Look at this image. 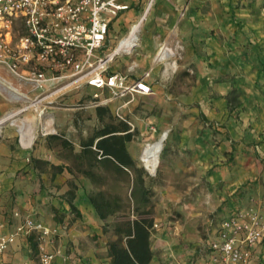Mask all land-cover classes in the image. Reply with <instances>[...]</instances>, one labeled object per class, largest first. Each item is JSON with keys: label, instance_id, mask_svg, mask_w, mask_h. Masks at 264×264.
<instances>
[{"label": "rangeland", "instance_id": "374dc122", "mask_svg": "<svg viewBox=\"0 0 264 264\" xmlns=\"http://www.w3.org/2000/svg\"><path fill=\"white\" fill-rule=\"evenodd\" d=\"M149 2L146 0L145 6ZM216 4L236 11L230 16L242 25L247 18L253 17L254 22H260L261 17H264V0H210L205 5L211 9ZM251 10L260 13L247 15ZM240 28L237 34L233 30H212L210 26L206 30L189 31V44L197 42L191 38L196 32L203 42H199H202V46L193 47L197 50L203 48L205 53H210L204 45L205 39H209L213 33L216 32L221 40L231 38L230 41L236 43L237 61L195 62L189 58L182 63V68L163 78L160 86L153 89L150 95H127L106 102H95L91 99L92 89L85 84L84 79L71 84L61 82L40 93L30 90L25 94L27 97L14 101L10 112L17 113L11 118L13 120L24 118L38 123L36 138L28 147L27 162H31L34 157L71 164L68 150L59 147L48 149L43 137L51 133H63L77 147L79 138L89 134L98 125L94 107L109 105L115 117L125 121L133 132L128 146L138 166L147 173L145 184L150 190L154 222L158 224L156 230L166 233V240L175 256H178L176 251L180 248L199 244L211 227H216L213 221L220 207L226 204L225 198L244 192L243 188H239L233 195L229 194L234 180L252 173L254 190L258 192L259 186L264 187V176L261 175L264 172V41L262 46L259 45V40L264 36H260V32ZM14 30L17 34L21 26L16 24ZM129 33L130 30L126 36ZM182 52L178 48L175 53L178 65ZM204 57L209 60L210 56ZM216 64L224 69L222 71H226L230 65L234 68L227 74H220L218 67H214ZM246 66H251L252 73H246ZM145 72L148 71L143 74ZM18 82L26 85L20 79ZM36 96H39L40 102L35 100ZM109 96L104 91L101 99ZM4 125V122L0 124V140L7 139L8 134L13 140L17 127H7V134L4 135ZM14 144L12 142L10 145L13 147ZM147 145L159 153L160 163L155 172L149 171L140 160ZM43 155L47 158H42ZM38 167L42 171L48 166L38 163ZM100 171L107 176L102 188L118 194L126 202L131 190L126 176L115 179L105 169ZM21 175L17 173L16 179ZM38 177L44 180L49 175ZM78 181L81 185L79 188H83L81 178ZM95 189L92 187L89 191ZM15 194L12 192V197ZM49 195L58 196L52 192ZM104 235L106 240L114 237L111 230ZM94 239H97V235ZM262 247L255 245L251 249V252L257 253L256 256L253 254V264L264 262ZM204 255L205 260L196 264L212 263L206 261L209 254Z\"/></svg>", "mask_w": 264, "mask_h": 264}, {"label": "crops", "instance_id": "0c3cea01", "mask_svg": "<svg viewBox=\"0 0 264 264\" xmlns=\"http://www.w3.org/2000/svg\"><path fill=\"white\" fill-rule=\"evenodd\" d=\"M116 1L128 5V8L119 11L112 19L100 53L104 55L116 49L119 40L127 37L129 30L131 31L132 24L145 15L140 29L136 32L134 45L131 47L125 45L117 51L113 60L108 64V73L119 72L124 75L127 82H130L133 78L140 77L144 71H148L147 81L152 91L159 87L161 80L170 76L172 71L182 68V63L188 61L189 58L195 62L233 63L237 61L236 43H232L229 37L224 38L227 40H221L219 35L216 36V32L208 37L209 39H205L204 45L209 48L210 53H205L203 48L200 49L201 51L194 48L193 45L200 46L203 42L202 37L196 34L199 29L206 30L210 26L212 30H233L237 34V30L241 27L240 29L260 32V36H264V17H261L260 22H254L253 17L247 18L242 25L230 16L236 11H229L226 6L220 7L216 4L208 9L205 4L210 0H155L148 11L146 9L149 3L145 6L146 0ZM212 2L214 4V1ZM258 13L260 12L251 10L247 12V15ZM189 31H196L193 36L191 35V38L196 39V43L189 44ZM200 41L202 42L199 43ZM263 41L264 38L259 40L260 46L263 45ZM178 48L183 50L179 65L175 59ZM208 55L209 60L204 57ZM214 67H218L220 74H227L234 68L230 65L228 69H225L226 71H222L224 69L220 68L219 64ZM245 70L248 74L252 73L251 66H246ZM0 78L9 80L24 94L31 89L30 85L25 83L24 86L23 83L18 82V79L3 65H0ZM14 94L11 89L0 83V119L11 112L14 101L22 98ZM7 121L10 122L6 123ZM4 123V135L7 134L6 128H11L12 125L17 127V133H14L13 140L10 139L9 134L6 135L7 139L0 140V218L5 223L3 230L8 231L13 227L15 219L12 218V213L14 211L29 213L47 226L58 227L59 235L53 246L68 251L74 257L67 263L63 262L60 257H56L54 264H106L107 240L100 229L99 218L85 196V193L92 188L90 181L81 177L83 188H78L77 196L73 199V204L79 212V215H76L70 210L63 195L68 188L66 179L70 177L69 173L63 171L52 176L50 172L41 171L34 167L32 162H27L29 160L28 147L36 138L38 123L24 118L8 119ZM40 125L42 126L43 122ZM31 135H34V138L28 145H25L23 141L27 142ZM12 142L13 144L17 142V144L12 147L10 145ZM44 156L42 158L46 159L47 157ZM17 173L22 175L16 179ZM39 175H49V178L39 180ZM261 175L264 176V172ZM252 178L251 173L241 176L237 181L234 180L229 194L233 195L239 188H243L244 192L225 198L226 204L220 207L213 221L216 226H219L222 220L238 209L258 207L264 202V191H261L264 187L259 186L256 192L251 182ZM12 192L16 193L14 197H12ZM49 192L58 196L49 195ZM53 207L60 209L59 213L63 216L62 223H57L53 218ZM60 225H64L65 229L59 228ZM214 228L212 226L210 231ZM95 235L97 239H94ZM165 235L166 233L160 229L153 232L152 248L156 254L150 264H167L171 254H174ZM45 245L49 249L53 247L47 242ZM197 246L198 244L192 247ZM259 246H263L264 250V239ZM190 248L187 246L180 248L176 251L178 255L176 257L180 260L185 258ZM254 254L257 255V253ZM29 259V247L23 239H19L9 251L0 255V264H23Z\"/></svg>", "mask_w": 264, "mask_h": 264}, {"label": "built area", "instance_id": "2783aa9c", "mask_svg": "<svg viewBox=\"0 0 264 264\" xmlns=\"http://www.w3.org/2000/svg\"><path fill=\"white\" fill-rule=\"evenodd\" d=\"M127 8L116 0H0V64L39 93L61 82L84 79L95 102L148 95L152 92L147 81L149 72L127 82L119 72L108 73L116 49L100 53L112 19ZM16 24L21 26L17 34ZM104 91L110 96L101 99ZM12 218L15 223L8 231L3 230L5 223L0 218V255L19 239L28 245L27 237L35 234L37 253L23 264H54L56 257L65 263L74 259L68 251L53 246L58 227L47 226L20 211H14ZM64 225L59 228L65 229ZM157 227L154 223L153 229ZM263 239L264 202L238 209L209 231L197 247L188 249L185 258L180 260L171 254L167 264H196L205 260L204 254H209L206 261L211 264H253L251 249ZM45 242L53 247L47 248Z\"/></svg>", "mask_w": 264, "mask_h": 264}, {"label": "trees", "instance_id": "16d2710c", "mask_svg": "<svg viewBox=\"0 0 264 264\" xmlns=\"http://www.w3.org/2000/svg\"><path fill=\"white\" fill-rule=\"evenodd\" d=\"M94 115L98 125L89 134L79 138L77 147L63 133H51L43 137L48 149L59 147L68 150L71 164L34 157L31 162L36 168H39L38 163H46V171L52 176L63 171L69 173L64 197L76 215L79 212L73 199L81 186L78 180L84 177L96 188L85 193V196L99 218L101 231L105 233L111 230L114 236L106 242V264H150L156 254L151 240L156 230L153 229V204L149 199L150 190L145 184L147 173L138 166L129 150L133 132L125 121L115 117L109 105H96ZM100 169H105L115 179L126 176L127 183L131 184L130 198H126V202L118 194L102 188L107 176ZM59 211V208H52L53 218L57 223H62L63 216ZM27 242L32 252L30 258H34L39 243L36 235H29Z\"/></svg>", "mask_w": 264, "mask_h": 264}, {"label": "bare ground", "instance_id": "6f19581e", "mask_svg": "<svg viewBox=\"0 0 264 264\" xmlns=\"http://www.w3.org/2000/svg\"><path fill=\"white\" fill-rule=\"evenodd\" d=\"M152 1L153 0H150L146 11L149 10ZM144 18H145V15H143V17H141L138 21L132 24L129 35L127 37H122L119 40L118 45L116 47V51H118L120 48H122L125 45L129 47L134 45V39L136 37V32L140 29V26ZM0 83L3 84L6 88L11 89L16 95L25 98L24 92H22L20 89L14 86L9 80L5 78H0ZM22 110H25V108H23ZM41 113H42V110H41ZM16 114L17 113H9L3 118H1L0 122H4L5 120L11 119ZM32 138H34V135H31L27 142H24L23 140L22 141L25 145H28L31 142ZM158 154L159 153H157L150 145H147L141 154L140 160L142 161L143 165L151 172H155L156 168L158 167L160 163V158Z\"/></svg>", "mask_w": 264, "mask_h": 264}]
</instances>
